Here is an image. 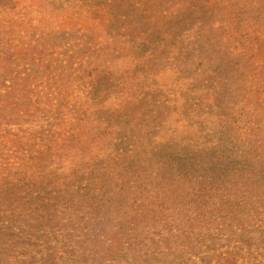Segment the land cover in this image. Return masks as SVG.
I'll use <instances>...</instances> for the list:
<instances>
[{"label":"rangeland","instance_id":"rangeland-1","mask_svg":"<svg viewBox=\"0 0 264 264\" xmlns=\"http://www.w3.org/2000/svg\"><path fill=\"white\" fill-rule=\"evenodd\" d=\"M0 84L20 103L0 124L8 154L84 132L152 168L156 137L203 126L221 98L257 106L263 141L264 0H0Z\"/></svg>","mask_w":264,"mask_h":264},{"label":"trees","instance_id":"trees-1","mask_svg":"<svg viewBox=\"0 0 264 264\" xmlns=\"http://www.w3.org/2000/svg\"><path fill=\"white\" fill-rule=\"evenodd\" d=\"M220 100L202 111L203 126L156 137L158 171L140 168L136 155L110 158L113 140L89 133L56 150L54 136L46 149L7 140L0 264H264V152L253 148L264 147L255 139L263 122L251 101ZM12 104L20 105L13 88L0 84V124L13 121ZM119 157L122 168L111 165Z\"/></svg>","mask_w":264,"mask_h":264}]
</instances>
